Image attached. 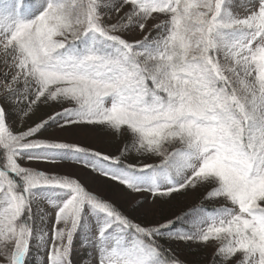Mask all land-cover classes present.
<instances>
[{"label": "snow or ice", "instance_id": "1", "mask_svg": "<svg viewBox=\"0 0 264 264\" xmlns=\"http://www.w3.org/2000/svg\"><path fill=\"white\" fill-rule=\"evenodd\" d=\"M77 236L90 264H264V0H0V264Z\"/></svg>", "mask_w": 264, "mask_h": 264}, {"label": "rangeland", "instance_id": "2", "mask_svg": "<svg viewBox=\"0 0 264 264\" xmlns=\"http://www.w3.org/2000/svg\"><path fill=\"white\" fill-rule=\"evenodd\" d=\"M48 137L57 135L55 130H50L45 134ZM68 139H79L82 143L88 144L91 143L97 148H104L107 152H114L117 146H122L119 140H113L108 137L103 136H95L89 133H81L78 137L68 136ZM118 154V153H117ZM152 162V161H149ZM40 170H53V171H71L67 166H63L62 168H52L43 164L34 165ZM95 191L101 192L105 196H110L113 198L118 205L123 207L124 209H128L130 207L131 202L128 199L114 190L108 189L103 185H95L93 186ZM202 197L199 193H191L187 197L181 198L179 201H173L169 206H167L165 210V215L173 211V209L184 206L186 208V212L198 205L201 202ZM205 207L211 208L212 202L204 201ZM131 215L139 220L141 217L137 213H131ZM161 216L159 212H156L153 215H150L148 219L156 218ZM165 246L170 248L174 254H176L177 258L181 260L184 264H208V258L211 254L212 249L206 248L202 245L196 243H184V242H164ZM45 251H33L32 255L28 258V264H44L45 262ZM93 249L89 246L87 248L83 247L80 243V238L77 236L74 240L73 245V264H80L81 261L84 264H90L91 258L93 257Z\"/></svg>", "mask_w": 264, "mask_h": 264}, {"label": "trees", "instance_id": "3", "mask_svg": "<svg viewBox=\"0 0 264 264\" xmlns=\"http://www.w3.org/2000/svg\"><path fill=\"white\" fill-rule=\"evenodd\" d=\"M184 212H186V208L184 206H182V207H178V208L173 209V211H170V213H168L167 216L169 218H172L173 215H180V214H182ZM160 218H161V216H159V217L157 216L156 218L154 217L152 219H154V220H160ZM141 219H143V218H139V220H141ZM139 220H138V222H139ZM175 256H177V255L175 254Z\"/></svg>", "mask_w": 264, "mask_h": 264}]
</instances>
